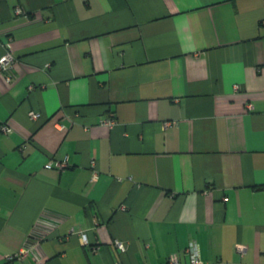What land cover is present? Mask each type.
<instances>
[{"label":"crops","instance_id":"obj_1","mask_svg":"<svg viewBox=\"0 0 264 264\" xmlns=\"http://www.w3.org/2000/svg\"><path fill=\"white\" fill-rule=\"evenodd\" d=\"M6 51L0 264H264V0H0Z\"/></svg>","mask_w":264,"mask_h":264},{"label":"built area","instance_id":"obj_2","mask_svg":"<svg viewBox=\"0 0 264 264\" xmlns=\"http://www.w3.org/2000/svg\"><path fill=\"white\" fill-rule=\"evenodd\" d=\"M13 61H14V58L11 55V53L9 51H6L5 54L0 58V69L3 70V69L10 68V65H11V63H13ZM7 79H10V78L7 77ZM247 106L249 108H251L252 105L248 104ZM29 115L32 118H37L39 116V113L30 111ZM114 123H115V119H113V118H108V119H104V120L100 121L101 125L108 126V127L112 126ZM171 123L172 122H168L167 124H171ZM2 129L4 131H8V128L5 125L2 126ZM54 164H55L56 167H59V168H61L63 166V164L61 162H54ZM80 237H81V240H82L83 243H87L86 233H81ZM118 244H119V246H121V243H118ZM237 250L239 252H243L245 249H244L243 245L238 244L237 245ZM186 251L189 252V254H190V264H202V262L199 259L197 251L193 247H191V246L187 247ZM15 256H17V253L15 255H11L9 257V259H12ZM169 262L171 264H179V261H178V258H177L176 255H172L169 258Z\"/></svg>","mask_w":264,"mask_h":264}]
</instances>
